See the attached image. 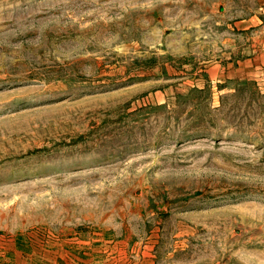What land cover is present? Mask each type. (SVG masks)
Masks as SVG:
<instances>
[{"label": "rangeland", "instance_id": "obj_1", "mask_svg": "<svg viewBox=\"0 0 264 264\" xmlns=\"http://www.w3.org/2000/svg\"><path fill=\"white\" fill-rule=\"evenodd\" d=\"M264 0H0V264H264Z\"/></svg>", "mask_w": 264, "mask_h": 264}, {"label": "crops", "instance_id": "obj_2", "mask_svg": "<svg viewBox=\"0 0 264 264\" xmlns=\"http://www.w3.org/2000/svg\"><path fill=\"white\" fill-rule=\"evenodd\" d=\"M264 66V50L256 56L245 58L237 65L230 63L227 67L219 62L211 64L207 70L209 76L212 77H242L254 76L259 72V69Z\"/></svg>", "mask_w": 264, "mask_h": 264}]
</instances>
